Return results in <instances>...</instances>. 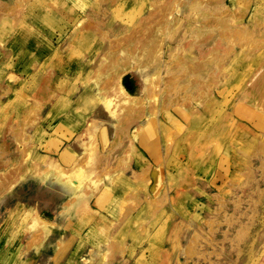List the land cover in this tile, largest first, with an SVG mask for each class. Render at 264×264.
Segmentation results:
<instances>
[{
  "label": "rangeland",
  "instance_id": "374dc122",
  "mask_svg": "<svg viewBox=\"0 0 264 264\" xmlns=\"http://www.w3.org/2000/svg\"><path fill=\"white\" fill-rule=\"evenodd\" d=\"M62 1L0 0V185L7 172L17 173L0 192V264H264V0ZM156 10H167L164 54L147 66L146 84L160 77L149 97L171 118L165 131L162 123L148 126L154 142L143 149L162 154V171L155 179L147 166L137 178L121 164L137 165L141 152L128 141L117 145L114 121L92 102L78 115L72 110L106 77L109 43ZM47 13L79 26L68 27L53 51L43 38L58 28ZM48 83L50 98L38 103ZM122 83L133 96L139 88L128 73ZM122 106L146 115L140 102ZM157 110L152 103L148 111ZM70 147L83 163V184L91 175L98 187L119 190L62 215L76 197L55 181L75 171L73 161L55 169L44 161L60 160L58 152ZM32 159L37 167L28 174L21 166ZM96 160V168L86 164Z\"/></svg>",
  "mask_w": 264,
  "mask_h": 264
},
{
  "label": "bare ground",
  "instance_id": "6f19581e",
  "mask_svg": "<svg viewBox=\"0 0 264 264\" xmlns=\"http://www.w3.org/2000/svg\"><path fill=\"white\" fill-rule=\"evenodd\" d=\"M66 1L68 2V0H64L61 3H64V5L66 6V4H68V3H66ZM76 1H78L79 3L82 2V0H76ZM186 2H187V0H174L172 3H173V5H176V4L181 5V4L186 3ZM57 3L59 4L60 1H58ZM60 12L62 13V11H60ZM72 12L76 13L77 12L76 8H74L72 10ZM166 12H167V10L165 12H164V10H156L155 12H153L151 14V16L148 19H146L144 21V23L141 26H139L131 34L117 39L118 41L115 40L113 45H112V43H109V45H108L109 46V54L107 55L108 57H106L105 59H102V61H101L107 70L104 73V74L107 73L106 77L103 78L102 75H100V77H102V78L95 81L96 82V87H95L96 89L94 90L95 95L91 94V91H93V90H90V92L87 91L86 93H84V95H83L84 97L81 100V102L79 103V105L75 106L74 110H72L76 115H78L80 113V106H86L87 104L92 102L94 104V107L100 108L107 115V119L114 121L113 127L115 129V134H116L115 140H116L117 145H121L120 142L128 141L129 144L133 148H138L141 152V153L138 152L136 154L137 156L135 155L137 163H138L137 165L135 164V162H132V161L129 163V160H128V163H129L128 165L126 164V162H127L126 160H124V161L122 160V164L120 162V164L123 167V171L125 170L124 171L125 174L131 172V173H133L132 175H134V177H137V178H138V176H140L139 173L147 166H149L151 168H155V171H154L155 172L154 176H155L161 170V168L164 165V163H162L163 156H161L162 155L161 153L154 152L155 150L152 149L151 151H149V154H147L144 152L143 149L147 148L149 143L151 144L150 146H152L153 142H154L153 137H151L154 135L152 132H148V130H147L148 126L150 128H152L153 126L158 127V125L160 123H162V125L160 126V129L165 131L166 124L169 121V117L171 118V116H169V114L161 108V106H160L161 100L160 99L157 100L156 99L157 96L154 97L152 95V94H154V92L151 94L155 98L154 102H152L151 101L152 98L149 97V93L152 90V88H155L154 90L157 89L158 86H157L156 82L160 79V77H159V79H158V77L155 79H151L148 82V84H146L147 83V78H146L147 66L149 65V63L151 61H153L154 56L156 58H159L158 61L161 62L162 55L164 54L162 51L164 47H161L162 41H163L162 40L163 37L161 38V34H162V31L165 27V24H163V16L166 14ZM42 13H46V12L42 11ZM64 16H65V14H64ZM47 17H50L48 13H47ZM46 24H47V22H46ZM49 24L55 25L58 28V30L54 31V32L51 31L50 29L45 30L46 33L48 32L47 35L49 37H44L43 39L46 41V42L45 41L44 42L47 44L48 50H52V51L54 49L57 50V49H60L63 47L61 45L60 46L59 45L56 46V45H57V43H59V41H58L59 37H62L67 33L66 30L68 27H70L71 29L76 28L79 30L78 25L72 26L70 23H68L66 26L61 25V23H59L56 19H54L52 17H50ZM51 25H49V26L51 27ZM154 26H155V29H154ZM78 30H77V32H79ZM91 32H93V31H91ZM82 34H83V32H81L80 35H82ZM120 55H122V62H121V59L118 60ZM29 61H30V59L27 61V63ZM132 61H134L137 64V67H134L132 65ZM184 61H186V60H184ZM116 62L121 67V69H119L120 71L117 70V68H120V67L118 65L116 66V64H117ZM26 65L27 64L23 65V68H20V70H19L20 76H17V77L19 78L20 82L26 80L25 77L23 76V73H27L26 68H24V67H26ZM183 66L186 67V69L195 68L194 66H192L188 63L183 64ZM110 68H113L114 69L113 71H115V72H111ZM199 68L200 67H198V69ZM193 71H196V70H193ZM127 73L131 74L133 77H135L137 79V82H138L137 84H138L139 88L136 91V93H134V96L131 95L130 92L128 91V89L130 88L129 85L127 84L124 86V84L122 83V77L124 74H127ZM11 78L15 79V77L12 75H11ZM176 78H177V76H176ZM156 79H158V80L156 81ZM170 79H167V81ZM171 80L169 82H171ZM173 80H175V79H173ZM173 80H172V82H173ZM162 82H163V80L161 81V83ZM158 83H159V81H158ZM47 87H50L49 83H48V85L47 84L45 85V88L42 91L38 90V92H37V93H39V94H37L38 95V103L40 100L46 101L47 100L46 98H50V96H49L50 94L47 92ZM136 96H141V97H136ZM44 101H42V102L44 103ZM139 102H140L139 108L140 109L142 108L143 111L146 113V115L140 113L139 111H135L133 107H131L132 109H130L126 112L124 111L125 107H123L122 105H124V106L126 105V108L129 104L133 105L134 107H138ZM152 103L157 104V108H158L157 113H155V111H153L155 114H153L152 111L151 112L148 111L151 108ZM121 107L124 109H122ZM37 110H35L33 112V114L36 115V113L39 114V113H43L42 111H44L43 109H40L38 111ZM152 110H154L153 107H152ZM159 114H163L164 117L166 118L164 122L162 120L158 121V115ZM107 119L104 120L101 118L97 121L104 122V121H107ZM173 119H175V118H172L171 120L173 121ZM152 120H155V122L153 123ZM177 121H176V123H177ZM137 123H139V125H140L139 130H137V131L135 130V133L131 134V131L135 128V125ZM172 124H174V122ZM91 125L92 126H90V127L97 128L96 123L93 122ZM154 129H156V128H154ZM88 130H89V128H88ZM128 131H129V133H128ZM86 132H88V131H86ZM77 145H79V146L83 147L85 150H87L86 142H83V141L79 142V140H78ZM91 146H93V145H91ZM132 150H135V149H132ZM167 152H168V150H167ZM58 154H59L60 160H62V163H63V159H64V164L68 166L71 163V161H73V163L71 164V166H72L71 168H73V169L75 168V171H72L73 173L68 175L65 179H62L63 176L62 177H59V176L56 177L55 183H57L59 186L64 188L68 194L70 193L76 197L75 201L73 200L74 201L73 203L72 202L69 203L68 205H66L64 207V209H62V211H63L62 215H66V214L68 215L70 212H72L74 210H78L79 208H77L76 206L78 204L81 205V203L83 205V202H82V201H84L83 199H87L88 197L96 198V197L102 196V195L110 196L111 194H113L114 192L119 190V188L117 186L110 188V186L106 183H104L105 185L103 187H98V184L97 185L93 184V183H96L95 181H93V180L91 181V179H92L91 175H90L91 177L86 176L87 179L89 180V182H87L86 184L85 183L83 184V181L81 179L82 174H84V172H83L84 169L81 168L82 167L81 165L83 163H82L81 159L77 158L79 156L74 151L73 147H70V149H64V151L58 152ZM49 155L53 156L52 154H49ZM48 158H49V156L46 155L44 162L49 164L51 169H55V168H52L53 166H55L57 168L59 163L61 162L60 160L57 159L55 162L50 163L47 161ZM82 160H84V159H82ZM124 162H125V164H124ZM37 163H38L37 161H33V159H32V160H28L26 163H24L22 166L21 165L20 166L25 172L30 174L31 169H33L34 167L35 168L37 167ZM97 163H98V161L96 162V164L93 162H87L86 164H88L89 166L91 165L90 167L96 168V165H98ZM20 166H18L19 169H20ZM98 167L102 168V170H100V174L102 175V177H108L107 176V175H109L108 174L109 172L107 170L108 168L105 169L104 167H101V166H98ZM73 169H71V170H73ZM88 169H89V167H88ZM146 169H148V168H146ZM14 170H13V172H14ZM35 170H37V169H35ZM58 170H60V169H58ZM91 170H93V169H91ZM13 172L10 174L7 172V174H5L2 177V182L0 185V192L5 191L6 190L5 188L11 182H13V178L15 176L14 174H17L15 172L13 174ZM148 172H149V170H148ZM94 173L96 174L97 171L96 172L94 171ZM106 173H107V175H106ZM60 175H63V173H60ZM64 176H65V174H64ZM95 176H98V174H96ZM93 179H94V174H93ZM155 179H156V176H155ZM90 188L92 190H90ZM88 190H90L91 192H88ZM74 207H76V208H74Z\"/></svg>",
  "mask_w": 264,
  "mask_h": 264
},
{
  "label": "crops",
  "instance_id": "0c3cea01",
  "mask_svg": "<svg viewBox=\"0 0 264 264\" xmlns=\"http://www.w3.org/2000/svg\"><path fill=\"white\" fill-rule=\"evenodd\" d=\"M61 163H62V162H60V164H59V165H60V167H61ZM64 165H65V164H64ZM71 167H72V166H71Z\"/></svg>",
  "mask_w": 264,
  "mask_h": 264
}]
</instances>
